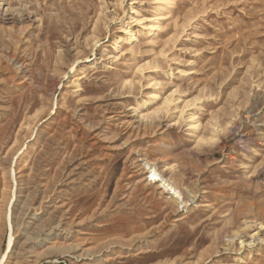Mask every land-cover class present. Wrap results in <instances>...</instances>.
I'll list each match as a JSON object with an SVG mask.
<instances>
[{
  "label": "rangeland",
  "instance_id": "obj_1",
  "mask_svg": "<svg viewBox=\"0 0 264 264\" xmlns=\"http://www.w3.org/2000/svg\"><path fill=\"white\" fill-rule=\"evenodd\" d=\"M0 27L25 30L0 115V264H264V0H0ZM117 123L145 137L117 136L103 176L67 188L84 124L89 143ZM54 181L67 191L39 208ZM47 204L68 237L43 232Z\"/></svg>",
  "mask_w": 264,
  "mask_h": 264
},
{
  "label": "bare ground",
  "instance_id": "obj_2",
  "mask_svg": "<svg viewBox=\"0 0 264 264\" xmlns=\"http://www.w3.org/2000/svg\"><path fill=\"white\" fill-rule=\"evenodd\" d=\"M157 27L159 28V26H157ZM24 32H25V30L23 28H20L18 33L17 32H15V34L8 33L5 30H3L2 27H0V115L2 113L7 114L11 111V105H10V99L11 98H10L7 86H5V84L10 81L12 83V85L19 86L22 82V81L21 82L18 81L15 77L14 72L16 69L14 68V60L16 58V53L18 52V49L20 47V43L22 41L21 36L24 35ZM59 124L61 127L63 125H65L64 123H59ZM121 125L119 123L116 124V126L113 130V135L111 137H107L108 133L106 132L105 135L98 134V136H96V137L94 136L92 138V140L89 141V143H86L85 138L87 137L86 136L87 131H89L88 129H90V128L86 124H84V126H83L84 130L82 132V135L79 137L80 141L76 146L77 153H78V150H80V151L84 150L83 152H81V154H83L84 157H83V159H81V161L79 163L75 164L72 168H69V169H67V171L65 170V172L61 173V177L63 178V181L65 182V186L67 188L70 189V187H78V188L84 189V188H87L86 186H88V185L92 184V182L96 181L99 178V176H103L104 172L99 171V166L100 165L102 166V163H104V162H110L112 157L115 155L114 153L116 152V149L121 147L118 143H116L117 136L127 135L126 141H130V139H135V138H140V137H141V139H143L145 137L143 135L144 133H141L140 131L134 130V129L127 131L126 129L123 128L124 126H121ZM58 128L60 129V127L58 125H56V128L54 129L55 132L53 134H50V135L48 134L49 136L45 138V140H46L45 144L48 145L52 141L57 140L56 139V132H57ZM76 156H78V155H76ZM138 166H139V164H137L136 161L134 160V158H132L131 160L126 162L125 166L123 167V170L125 171V173L127 175L131 174V173L135 174V173H137V169H135V168ZM57 174H59V173H57ZM160 176H161V174L157 171V169H153L151 172V181H149L152 185H154V187L156 189H159L158 195H160L161 197H165L164 195H166L167 193L171 194V192H172V195H174V196H172L174 204L180 203V201L178 200L179 199L178 195L180 194L179 190L175 187V185H172L166 177H164V176L160 177ZM125 178H126V176H125ZM159 178H161V179H159ZM57 181H59V180H57ZM56 185H58V184L55 181L52 185H50V184L45 185L43 188L41 185H39L38 182L35 184V187H34L35 190H33L31 192H34L35 196H37L39 208H41L43 206V203L45 201H47V203H53V201L55 200V198H57V196L56 197L51 196L52 192L58 191L60 193L59 196H61V193H65L67 191L66 189H63V190L60 189ZM31 192H29V193H31ZM145 198H147V196H145ZM166 201H168V200L166 199ZM128 203L129 202L127 200L126 202L122 203L121 206L127 207L128 210H130V212H131L132 210H134V208L129 207L131 203L130 204H128ZM117 207H119V204L117 205ZM57 209H58V207L54 204L51 206H49V205L47 206L46 210L49 214V217L52 220L54 218V221H53V223H51L49 225V227L44 225L45 227H47V229L45 230V227H44L43 232L45 234H46V232H48V234H52V235L54 233L57 235L63 234L64 236L68 237L69 232L72 231V229H73V228L71 229V226L68 225L67 223L66 224L68 225V227L67 226L65 227V220L64 219H66V217L69 213V210L68 211H62V213L59 216H57L56 215L57 213L55 214ZM143 211H145V210H143ZM10 225H11V223H10ZM71 225H72V223H71ZM133 228H132V231H133ZM160 229H161V226L157 227V228L151 227V229H149L146 232V234H143V236H141V237H134L132 240H129L130 242H123L120 244V241H118V240L117 241L116 240H110V241L103 242V246L111 249V247H114L115 245L119 244V247L121 249H123V248L129 249L130 246L132 244H134L135 241L139 240V238L147 240V239H149V237L152 234H158ZM48 234H46V235H48ZM8 237H9V240H8L7 249H10L14 243V240H15L14 233L12 230V226H10V231H9ZM79 247L80 246L78 244H72L71 248L73 249L74 252H76L79 250ZM142 247L139 248L140 252H142V250H141V249H143ZM90 253H88V254L90 255ZM83 254H81V255H83Z\"/></svg>",
  "mask_w": 264,
  "mask_h": 264
}]
</instances>
